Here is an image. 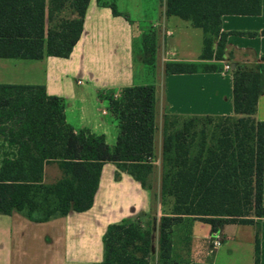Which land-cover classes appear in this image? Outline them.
I'll return each mask as SVG.
<instances>
[{
	"label": "trees",
	"instance_id": "1",
	"mask_svg": "<svg viewBox=\"0 0 264 264\" xmlns=\"http://www.w3.org/2000/svg\"><path fill=\"white\" fill-rule=\"evenodd\" d=\"M120 12L116 0H97ZM89 0H0V58L68 57L83 31ZM165 15L190 21L203 31L201 60H225L230 34L225 15L256 16L263 0H164ZM67 6L71 15L64 16ZM138 50V49H137ZM136 51V49H135ZM141 62L152 82L105 97L118 127L110 145L104 134L75 129L66 120L64 99L43 85L0 84V134L16 152L0 155V214L22 213L35 222L83 212L94 203L103 165L113 163L146 189H152L155 139L158 32L140 36ZM217 63L166 62L165 74L215 72ZM233 77V111L224 115H163L160 197L166 206L158 218H127L110 224L99 264H169L176 224L190 217L210 224L255 226L254 264H260V225L264 217V122L257 119L264 93V57L240 62ZM61 176L46 182V168ZM157 232V249L154 234Z\"/></svg>",
	"mask_w": 264,
	"mask_h": 264
},
{
	"label": "crops",
	"instance_id": "2",
	"mask_svg": "<svg viewBox=\"0 0 264 264\" xmlns=\"http://www.w3.org/2000/svg\"><path fill=\"white\" fill-rule=\"evenodd\" d=\"M163 2L116 0L120 13L115 14L110 6L89 0L83 31L70 56L0 58V84L45 86L49 95L64 99L66 120L70 125L104 134L107 143L113 145L118 127L105 97L111 94L118 97L123 88L146 83L137 76L134 44L144 32L153 29L158 32V59L162 60L161 73L156 77L158 131L165 113L233 115V77L224 66L230 64L233 68L240 62L264 57V36L230 34L225 60L220 62L201 60L203 48L196 51L194 58L185 56L187 58L178 60L176 52L166 48L167 38L175 34L173 29L182 31L178 40L183 41L179 48L183 51L191 49L189 38L198 33L193 31L195 27L190 21L166 16ZM63 15L73 16L70 8L69 13L63 12ZM222 30H264V0L260 15L223 16ZM166 62L217 63L222 68L215 72L165 74ZM257 119L264 122V93L258 100ZM6 139L0 134V155L16 152V147ZM155 154L161 159L160 150L157 152L155 148ZM117 172L115 164L103 165L94 203L86 211H70L45 222L32 221L19 212L0 214V264L101 263L103 237L110 224L127 218H141L145 223L148 216L154 214L152 191L126 172H119L117 178ZM257 221L260 264H264V217ZM218 233L222 245L213 248L216 234L212 226L184 217L173 228L169 264H254V225L224 224Z\"/></svg>",
	"mask_w": 264,
	"mask_h": 264
},
{
	"label": "rangeland",
	"instance_id": "3",
	"mask_svg": "<svg viewBox=\"0 0 264 264\" xmlns=\"http://www.w3.org/2000/svg\"><path fill=\"white\" fill-rule=\"evenodd\" d=\"M128 1V0H127ZM131 1V0H130ZM135 1V0H132ZM66 14L69 13V7L67 6V8H65L64 11ZM175 17V16H174ZM176 19H179L178 17H176ZM194 29L193 31H195L196 33H198L197 35H194L193 37L189 38V42L191 44V49L188 51H183L180 48V45L182 47V43L183 41H179V35H181V30L178 29H173L175 34L174 36H169L167 38V46L166 48L172 51L176 52V57L178 60L182 59V58H187L185 56H188V58H194V55L196 53V51L200 48H203V41H202V35H203V31L200 28H192ZM138 31L140 30L139 27L137 29ZM135 49L136 51L139 50L140 47V37L137 38L135 44ZM138 49V50H137ZM161 58H159L157 60V70H156V76H158L161 73ZM136 72H137V76L138 78H142L145 80V82L149 83L152 82L151 79V74L146 73L147 70L144 68L142 62H141V53L138 52V54L136 55ZM106 105V104H105ZM116 123V122H115ZM162 126H160L159 131L156 133V139H155V148L156 151L158 152L159 150L161 151V141L162 139H160V137L162 136ZM118 133V130H117ZM162 138V137H161ZM61 176V172L58 169V167L54 164V165H49L46 168V182H53L55 181L58 177ZM160 183H161V159L158 158V156L155 159V170L151 179V184H152V193L154 196V209H153V213L156 215V217L158 218L164 211V209H166V206L162 205V199L160 197ZM154 244L155 247L157 246V232H155L154 234ZM226 253H228V251L226 250ZM245 253L248 255V252H246L245 249ZM243 256H245V254L243 253ZM248 257V256H247ZM249 261H251V257L249 258Z\"/></svg>",
	"mask_w": 264,
	"mask_h": 264
},
{
	"label": "built area",
	"instance_id": "4",
	"mask_svg": "<svg viewBox=\"0 0 264 264\" xmlns=\"http://www.w3.org/2000/svg\"><path fill=\"white\" fill-rule=\"evenodd\" d=\"M224 68L226 69V70H231V66H230V64H226L225 66H224ZM219 231H217V232H214L215 234H216V237L214 238V240H213V248H218V247H220L221 245H222V240H221V237H220V235H219V233H218Z\"/></svg>",
	"mask_w": 264,
	"mask_h": 264
},
{
	"label": "water",
	"instance_id": "5",
	"mask_svg": "<svg viewBox=\"0 0 264 264\" xmlns=\"http://www.w3.org/2000/svg\"><path fill=\"white\" fill-rule=\"evenodd\" d=\"M234 68V67H233Z\"/></svg>",
	"mask_w": 264,
	"mask_h": 264
}]
</instances>
